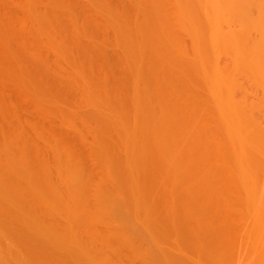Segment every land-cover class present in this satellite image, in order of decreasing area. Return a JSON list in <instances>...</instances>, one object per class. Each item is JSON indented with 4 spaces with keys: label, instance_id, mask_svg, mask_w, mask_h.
Here are the masks:
<instances>
[{
    "label": "rangeland",
    "instance_id": "rangeland-1",
    "mask_svg": "<svg viewBox=\"0 0 264 264\" xmlns=\"http://www.w3.org/2000/svg\"><path fill=\"white\" fill-rule=\"evenodd\" d=\"M0 264H264V0H0Z\"/></svg>",
    "mask_w": 264,
    "mask_h": 264
}]
</instances>
